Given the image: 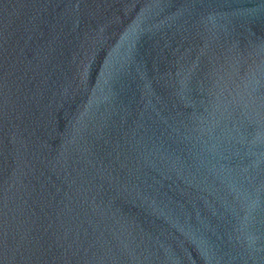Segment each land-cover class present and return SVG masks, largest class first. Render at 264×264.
Wrapping results in <instances>:
<instances>
[{"label": "water", "instance_id": "1", "mask_svg": "<svg viewBox=\"0 0 264 264\" xmlns=\"http://www.w3.org/2000/svg\"><path fill=\"white\" fill-rule=\"evenodd\" d=\"M0 264H264V0H0Z\"/></svg>", "mask_w": 264, "mask_h": 264}]
</instances>
